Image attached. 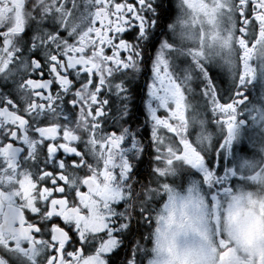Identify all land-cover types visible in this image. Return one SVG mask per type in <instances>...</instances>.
<instances>
[{
  "label": "snow or ice",
  "instance_id": "snow-or-ice-1",
  "mask_svg": "<svg viewBox=\"0 0 264 264\" xmlns=\"http://www.w3.org/2000/svg\"><path fill=\"white\" fill-rule=\"evenodd\" d=\"M258 34L264 0H0V264H264V163L223 158Z\"/></svg>",
  "mask_w": 264,
  "mask_h": 264
},
{
  "label": "flooded vegetation",
  "instance_id": "flooded-vegetation-1",
  "mask_svg": "<svg viewBox=\"0 0 264 264\" xmlns=\"http://www.w3.org/2000/svg\"><path fill=\"white\" fill-rule=\"evenodd\" d=\"M261 38H264V34H258L256 37V39ZM254 63L259 72V61ZM212 70L219 74L218 84L220 79H225V86L231 82V77H225L221 69L213 67ZM243 91L247 104L237 112L235 138L225 149L223 157L229 168L232 167L234 158L238 159L241 165L255 166L264 163V77L247 84Z\"/></svg>",
  "mask_w": 264,
  "mask_h": 264
},
{
  "label": "rangeland",
  "instance_id": "rangeland-1",
  "mask_svg": "<svg viewBox=\"0 0 264 264\" xmlns=\"http://www.w3.org/2000/svg\"><path fill=\"white\" fill-rule=\"evenodd\" d=\"M215 69H218L217 67H215Z\"/></svg>",
  "mask_w": 264,
  "mask_h": 264
}]
</instances>
